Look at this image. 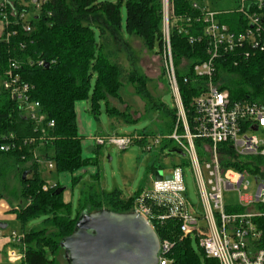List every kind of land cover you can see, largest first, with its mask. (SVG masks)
I'll list each match as a JSON object with an SVG mask.
<instances>
[{
    "label": "trees",
    "instance_id": "1",
    "mask_svg": "<svg viewBox=\"0 0 264 264\" xmlns=\"http://www.w3.org/2000/svg\"><path fill=\"white\" fill-rule=\"evenodd\" d=\"M124 2L126 13L124 26L121 25L120 7ZM176 16H196L199 11L192 8V0H172ZM161 0H50L42 6L41 12L31 20V31L24 32L19 23L6 27L13 32L5 40L4 32L0 37V72L10 60L19 62V74L30 86V96L39 102L40 109L54 121L48 130L53 138L45 145L36 140L40 133L38 126L24 116L20 106L6 93H0V144L13 142L15 149L9 152L0 151V180H3L2 197L9 203L16 204L10 209L15 213L24 233L25 264H57V253L62 238L74 229L75 221L80 214L107 209L114 212H131L134 199L142 187L125 196L121 190L114 189L110 193L99 188V173L94 172L84 183L77 198L75 215L71 216V205L63 199V191L56 193L62 186L56 182L48 183L39 168L41 162L50 160L54 164L51 170L57 176L62 173L70 175L71 186L80 178L76 173L90 165H96L99 146L95 145L93 156H83V146L78 134L75 104L79 101L89 103L88 112L97 120L100 105H105V113L109 119L120 120L131 124L141 117L133 118L127 108L119 110L109 104V98L120 100L122 87V69L109 59L105 45L110 39L124 40V35L137 36L144 44L162 57L163 36ZM220 14V13H219ZM218 14L217 20L228 24L234 30L240 15L229 13ZM201 27L198 26L197 29ZM94 29L98 30L99 42L96 41ZM198 34L199 31H190ZM171 57L175 70L178 92L190 125L193 118V107L190 104L205 86V79L193 73V65L207 59L206 40L202 38L188 44L185 36L170 30ZM231 56L222 60V54L216 60L214 83L219 90L228 89L232 99L261 100L264 96V54L256 53L245 59H239L237 65L231 64ZM42 60L48 65H38ZM183 70L180 74L179 70ZM133 85L135 93L145 102L144 115L157 111L163 118L161 135L170 134L177 122V108L169 109L161 101L155 102L147 88V78L136 70H131L126 77ZM166 84L167 80L165 79ZM168 87V84H167ZM169 88V87H168ZM148 106V107H147ZM178 131L183 132L182 123L178 121ZM143 129L141 135L149 134ZM12 136V137H10ZM34 141H30V139ZM172 141L163 139V146ZM144 145L145 140L137 142ZM196 151L201 160L203 141L194 140ZM218 157L221 167L249 176L264 177V158L259 155L239 156L228 142L218 145ZM38 156L34 158L33 150ZM171 151H180L175 145ZM24 157L23 159L21 157ZM11 160V165L6 166ZM188 164V162H186ZM149 171L156 169L151 164ZM159 169L162 167L159 166ZM15 170L19 189L7 191L8 170ZM28 171L25 180L21 178L23 171ZM50 172V171H49ZM47 185L46 190L42 187ZM13 200V201H12ZM264 212V206H256ZM227 213H243L247 209L239 204L226 206ZM43 216L38 228L25 229L27 222L34 217ZM253 222L264 232V215L254 217ZM157 237L169 239L173 246L168 251L169 264H219L215 258L207 257L201 247L198 252L192 245L191 236L182 237L176 219H167L162 223L154 222ZM196 240V239H195ZM197 242V241H196ZM264 248V238L259 243Z\"/></svg>",
    "mask_w": 264,
    "mask_h": 264
},
{
    "label": "built area",
    "instance_id": "2",
    "mask_svg": "<svg viewBox=\"0 0 264 264\" xmlns=\"http://www.w3.org/2000/svg\"><path fill=\"white\" fill-rule=\"evenodd\" d=\"M49 1L0 0V22L3 24V32L6 29L5 40L13 34L6 28L12 23H19L24 32H30L31 20L37 17L42 6ZM191 7L198 10L199 14L176 16L172 0H161V36L164 41L162 58L167 84L177 108V122L172 132L153 136L139 133L122 136L114 134L108 138L96 135L93 142L98 146L108 142L123 150L133 143L145 140L143 147L150 150L152 145L161 143L163 139L175 141V146L187 155L188 164L192 167L197 183L198 205L193 206L187 198L183 172L180 167L175 166L167 175L168 178L164 176L161 179H152L151 187L142 188L134 199L132 211L143 216L153 230V221L162 223L167 219H176L181 236L194 235L205 255L217 259L219 264H264V248L259 246L264 232L252 220L264 215L256 207L264 206V177L249 176L222 168L217 151L219 144L228 142L239 156L259 155L264 158V138L253 133L259 129L264 132V96L259 101L232 99L228 89L219 90L213 80L216 60L221 54L222 60L231 56L230 61L234 66L239 59L246 60L256 53L264 54V0H238L234 12L242 20L236 22L234 30L228 24L217 20L216 11L200 7L195 2ZM171 29L185 36L188 44H193L202 36L206 40L207 59L193 65V73L205 79V86L191 100L193 118L190 125L187 123L178 92L171 57ZM191 30L199 33L192 34ZM37 63L44 65L42 60ZM19 68V62L10 60L7 67L0 72V93H6L20 106L24 116L38 126L40 133L36 140L39 145H45L53 138L48 130L54 126V121L40 109L39 102L31 99L30 86L21 78ZM178 121L182 123L183 132L178 131ZM195 139L203 141V153L206 155L203 160L196 151ZM15 148L13 142L0 144L2 152L10 153ZM32 155L37 158L36 149ZM42 164L48 171L54 168L50 160H44ZM249 177L255 180L256 188L253 193H246L248 196H245L243 191L248 190ZM46 188L47 185L42 187L43 190ZM226 190L238 193V204L247 209L245 212H226L223 197ZM7 238L9 244L3 253L5 263L25 264L24 233L11 231ZM172 246L173 242L169 239H159L156 264L171 262L167 253Z\"/></svg>",
    "mask_w": 264,
    "mask_h": 264
},
{
    "label": "rangeland",
    "instance_id": "3",
    "mask_svg": "<svg viewBox=\"0 0 264 264\" xmlns=\"http://www.w3.org/2000/svg\"><path fill=\"white\" fill-rule=\"evenodd\" d=\"M116 2L117 0H111ZM200 7H205L208 10L216 11L219 15L222 12L237 14L235 9L238 5V0H192ZM125 5L124 2L120 7L121 25L124 26L125 21ZM231 15V14H229ZM239 15V14H237ZM218 17V15H217ZM96 41L99 42V33L97 29H94ZM124 40L119 38L110 39L105 45V52L109 54V59L118 64L122 69V87L119 91L120 100L109 98V104L119 110L127 108L132 114L133 118H138L137 121L131 124H125L120 120L109 119L105 113V105L102 102L100 105V114L98 119L92 118L88 112L89 103H83L87 107V111L82 110L81 115L78 114L79 130L78 134L82 138L83 143V156H93V149L95 144L93 141H89L90 136H103L108 138L114 134L132 135L141 132L143 129H147V133L160 134L159 130L163 122V118L159 117L157 111H150L146 115L145 102L140 96L135 93L133 85L129 84L126 80L128 73L131 70H136L141 75H145L147 78V88L155 102L161 101L162 104L169 109L175 107L173 96L167 87L166 76L164 69V61L160 54L153 52L144 44V42L137 36L124 35ZM180 74L183 70H179ZM148 107V106H147ZM256 136L264 138V132L259 129L257 132H253ZM176 145V142H171L168 146L164 147L163 143L152 145L150 150H146L142 145L133 143L126 149H119L118 147L106 142L100 145L98 152L97 164L90 165L84 168L80 173L79 180L70 185V175L67 173L61 175H55L53 171H48L42 164L39 168L42 169V175L46 179L48 184H54L59 182L62 187L65 188V196L69 195V203L71 205V216L75 215L77 206V198L80 190L83 188L84 183L88 181L91 174L94 172L99 173V188L105 192H111L114 189H119L125 196H129L134 193L138 188L151 187L152 179H161L171 173L172 169L177 166L180 167L183 172V181L186 188V196L193 206H197L199 203V197L197 194V183L193 174L192 167L187 164V155L185 153H178L171 151V148ZM203 153V150L200 151ZM204 154V153H203ZM11 160L8 161L6 166L11 165ZM154 164L156 169L154 172L149 171V166ZM162 168L159 169L158 167ZM6 188L7 191L13 189H19L17 183V174L15 170H8L7 173ZM1 179V178H0ZM249 187L246 193H253L256 186L255 180L252 177L248 178ZM4 191L3 180H0V194ZM224 203L238 204V193L232 190H226L223 193ZM13 205V202H12ZM11 205V206H12ZM17 207V203L15 204ZM43 221V216L34 217L27 222L25 229L38 228ZM8 230L15 231L21 234V224L19 221L13 219L10 221ZM9 231V232H10ZM192 245L196 252H198L197 242L194 235H191ZM57 264H67L63 251L60 250L56 256Z\"/></svg>",
    "mask_w": 264,
    "mask_h": 264
},
{
    "label": "water",
    "instance_id": "4",
    "mask_svg": "<svg viewBox=\"0 0 264 264\" xmlns=\"http://www.w3.org/2000/svg\"><path fill=\"white\" fill-rule=\"evenodd\" d=\"M28 173L24 170L21 178L25 180ZM61 191L63 187L56 193ZM74 223L73 231L60 241L67 264L157 263L159 238L148 221L135 211L85 212Z\"/></svg>",
    "mask_w": 264,
    "mask_h": 264
},
{
    "label": "crops",
    "instance_id": "5",
    "mask_svg": "<svg viewBox=\"0 0 264 264\" xmlns=\"http://www.w3.org/2000/svg\"><path fill=\"white\" fill-rule=\"evenodd\" d=\"M2 34H3V24L0 22V37H1ZM83 103H87V102L86 101H79V102H76V104H75L76 121H77L78 130H79L78 114L80 113V115H81V111L82 110L87 111V107L85 105H83ZM94 136H90L88 138L89 141L90 140L93 141ZM81 143H82V139H81ZM82 146H83V143H82ZM82 170H84V169L79 170L76 174L80 175ZM62 174H65V173H62ZM59 175H61V174H59ZM59 184L62 186L61 183H59ZM70 185H71V181H70ZM245 196H248V194H245ZM63 199H64L65 202H69L68 201L69 195L65 196V190L63 192ZM13 203H15V202H13ZM232 205H236V204H228V203H226V206H232ZM13 206H15V204ZM248 208L250 209L251 206H248ZM10 209H12L11 203H9L7 201V199L2 197V195L0 194V264H6L5 263V259L3 258L4 257L3 253H4L5 248L9 244L7 236L10 234L11 231L8 230V226H9L10 221L13 222V219L16 220L15 213L10 212ZM22 233H25V232H22Z\"/></svg>",
    "mask_w": 264,
    "mask_h": 264
}]
</instances>
